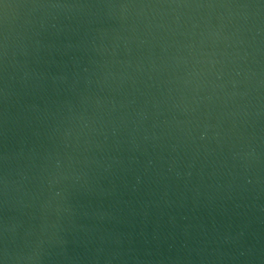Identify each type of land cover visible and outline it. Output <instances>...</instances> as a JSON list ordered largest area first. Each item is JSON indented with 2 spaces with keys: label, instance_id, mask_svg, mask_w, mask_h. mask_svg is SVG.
I'll list each match as a JSON object with an SVG mask.
<instances>
[{
  "label": "water",
  "instance_id": "water-1",
  "mask_svg": "<svg viewBox=\"0 0 264 264\" xmlns=\"http://www.w3.org/2000/svg\"><path fill=\"white\" fill-rule=\"evenodd\" d=\"M0 264H264V0H0Z\"/></svg>",
  "mask_w": 264,
  "mask_h": 264
}]
</instances>
